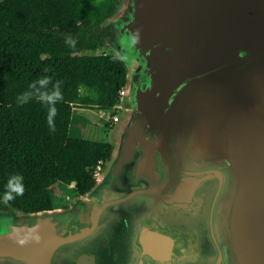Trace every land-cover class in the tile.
<instances>
[{
	"label": "water",
	"instance_id": "95a60500",
	"mask_svg": "<svg viewBox=\"0 0 264 264\" xmlns=\"http://www.w3.org/2000/svg\"><path fill=\"white\" fill-rule=\"evenodd\" d=\"M112 26L117 154L69 208L0 215V259L160 264L205 243L212 264H264V0H123Z\"/></svg>",
	"mask_w": 264,
	"mask_h": 264
},
{
	"label": "trees",
	"instance_id": "16d2710c",
	"mask_svg": "<svg viewBox=\"0 0 264 264\" xmlns=\"http://www.w3.org/2000/svg\"><path fill=\"white\" fill-rule=\"evenodd\" d=\"M120 2L0 1V215L53 209L48 187L58 182L73 183L78 195L87 193L96 183V165L111 157L110 142L71 137L69 125L73 107L108 110L126 85V65L112 48L111 18ZM69 37L75 47L65 43ZM101 47L112 52L82 54ZM45 75L62 82L55 131L48 127L46 106L35 99L16 103L18 94ZM16 174L23 177L24 195L5 205L7 181Z\"/></svg>",
	"mask_w": 264,
	"mask_h": 264
},
{
	"label": "rangeland",
	"instance_id": "374dc122",
	"mask_svg": "<svg viewBox=\"0 0 264 264\" xmlns=\"http://www.w3.org/2000/svg\"><path fill=\"white\" fill-rule=\"evenodd\" d=\"M1 1V0H0ZM112 52V49L109 47H101L98 48L94 51H83L82 54H101V53H110ZM239 82L241 81L240 79L238 80ZM118 103V102H117ZM93 108H88V110L83 111V112H78V113H74V115L77 117L79 114L83 117L82 119L77 118L78 120H82L84 121L87 125H86V129L89 130L90 127V132L91 134L87 135L85 134V129L83 130V136L89 139H93L96 141H105L106 140V134L108 133V131H106L107 129V124L105 125V120L109 117V114H101L98 110H91ZM113 111L116 112L115 109H113ZM74 118V116L72 117ZM92 126V127H91ZM228 172V170H227ZM228 174H233L234 172H231ZM48 191L50 194V197L52 199V206L53 209H65L66 206L68 204H70L74 198H77L79 195L75 192V190L73 189L72 185H66L63 184L61 182L52 184L48 187ZM108 219H116V218H111L109 217ZM101 229V228H100ZM39 233H32L30 234V237L33 235H36ZM29 238V236H28ZM196 245H200L196 244ZM201 246H204V250H203V254L204 255V259L203 258H197V254L192 251V247H194V244H192L189 249H188V255L186 256H181L178 259L174 260V262L172 263H160V264H212L211 262L213 261L212 256L214 253V248L209 244H201ZM99 255H103L99 253ZM97 255V257L99 256ZM57 257L55 258V260L53 261V264H67L68 262L70 264H72V261L70 260L71 258H73V254L70 255L69 257L66 258L65 255H62L61 258L59 259V255L57 253L56 255ZM209 256V257H208ZM127 257V255H126ZM137 259H123L120 258V262L121 264L126 263L127 264H134V262ZM98 264H115L113 262V260H107V259H98ZM116 262V260H115ZM137 262V261H136ZM0 264H28L27 262L24 261H17V260H13V259H0ZM222 264H236L235 258L233 259V255H232V261L230 260H225Z\"/></svg>",
	"mask_w": 264,
	"mask_h": 264
},
{
	"label": "clouds",
	"instance_id": "9594fccd",
	"mask_svg": "<svg viewBox=\"0 0 264 264\" xmlns=\"http://www.w3.org/2000/svg\"><path fill=\"white\" fill-rule=\"evenodd\" d=\"M65 43L70 47H75L77 41L69 37ZM47 71L48 69L46 68L45 72ZM61 84V81H56L53 83L50 76H42L30 83L27 90L17 95L16 103L18 105H24L35 99L37 102L46 106L48 109V127L51 131H55V116L58 113L56 105L58 102H61L64 99L63 92L61 90ZM24 192L25 186L23 184V177L19 174L11 176L7 181L6 191L3 194L4 204L7 205L10 201L15 200L16 197L23 196Z\"/></svg>",
	"mask_w": 264,
	"mask_h": 264
},
{
	"label": "crops",
	"instance_id": "0c3cea01",
	"mask_svg": "<svg viewBox=\"0 0 264 264\" xmlns=\"http://www.w3.org/2000/svg\"><path fill=\"white\" fill-rule=\"evenodd\" d=\"M122 2H123V0H121L118 9L120 8ZM115 14L111 18L112 24H113V21H114ZM113 41H114V39H113ZM112 48L115 51L113 46H112ZM125 65H126V63H125ZM126 69H127V81H126V85H124L126 87L125 88V91H126L125 95H123L121 97H118V100H117L118 103L116 102L113 105V107L108 109V110L95 109V110H98L101 114H104V113L105 114L106 113L109 114L110 118H107L105 120V125L107 124V128H106L107 130L106 131H108V133L106 134V140L105 141L110 142L112 144V147H113L111 157L107 161H104L102 163V165H101V170L99 172V177H101V176H103L105 174V172H106L111 160L116 156L117 148H118V141H119L118 140L119 133L125 127L127 120L131 117V105H130V102H129V90H128V88H129V78H128V68H127V66H126ZM116 105H121L122 108L121 109H115ZM113 109H115L116 112L113 111ZM86 110H88V108L79 107V106L73 107V112L74 113L83 112V111H86ZM91 110H93V109H91ZM114 115L118 117L117 121H113L112 117ZM77 118H79V119L81 118L82 119L83 117L79 114L77 117L74 115V118H71L70 125H69V135L71 137H75V138L89 139V138H86V137L83 136V130L85 129L84 130L85 134L89 135V134H91V132L89 131L90 127H89V130H87L86 129V125L87 124L84 121H82V120H78ZM90 140H93V139H90ZM70 185L73 186L74 184L71 183ZM80 196H82V195H79L77 198H79ZM75 199L76 198H74V200ZM74 200L70 204H68L65 209L69 208V206L74 202ZM106 218H107V215L102 214V213L100 214L99 227L104 223ZM123 252H126V250L123 251Z\"/></svg>",
	"mask_w": 264,
	"mask_h": 264
},
{
	"label": "built area",
	"instance_id": "2783aa9c",
	"mask_svg": "<svg viewBox=\"0 0 264 264\" xmlns=\"http://www.w3.org/2000/svg\"><path fill=\"white\" fill-rule=\"evenodd\" d=\"M125 88H126L125 86L120 87V89L118 90V97L125 95V92H126ZM121 108H122L121 105H116V107H115V109H121ZM112 119H113V121H117L118 117L114 115L112 117ZM102 163L103 162L99 161L98 164L96 165L95 169H94V176L96 178L99 177V172L101 170Z\"/></svg>",
	"mask_w": 264,
	"mask_h": 264
},
{
	"label": "flooded vegetation",
	"instance_id": "af4514ba",
	"mask_svg": "<svg viewBox=\"0 0 264 264\" xmlns=\"http://www.w3.org/2000/svg\"><path fill=\"white\" fill-rule=\"evenodd\" d=\"M109 219H106L105 221H104V223L102 224V226L103 225H105L106 223H107V221H108ZM100 253V252H99ZM110 253H111V251L109 250V251H107L106 253H103V255H101V260H103V259H107V260H109L111 257H110ZM118 252H116V256H121V253L120 254H118ZM99 255V254H98ZM100 256V255H99ZM99 256L97 257V260L99 259ZM116 256L115 257H113V258H116ZM97 264H98V261H97Z\"/></svg>",
	"mask_w": 264,
	"mask_h": 264
}]
</instances>
